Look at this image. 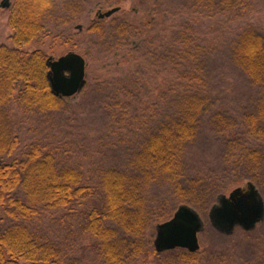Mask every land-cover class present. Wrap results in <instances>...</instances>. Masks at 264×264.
<instances>
[{"label": "rangeland", "instance_id": "1", "mask_svg": "<svg viewBox=\"0 0 264 264\" xmlns=\"http://www.w3.org/2000/svg\"><path fill=\"white\" fill-rule=\"evenodd\" d=\"M11 2L0 6V44L8 46ZM112 7L118 10L98 17ZM41 23L43 32L24 50L54 58L80 53L86 82L57 109L8 103V125L19 140L14 156L23 158L38 145L54 155L58 168L76 169L86 190L66 207L39 204L30 218L0 211V231L23 223L38 243L51 246L56 264H105L99 240L84 226L90 210L104 204L102 172L119 169L139 177L148 219L138 237L142 251L124 264H264V218L230 234L208 218L219 193L245 189L248 181L264 200V82H253L233 53L246 30L260 34L264 44V0H54ZM185 89L197 91L204 107L182 154L176 188L164 176L143 177L132 160L175 115ZM15 194L23 197L21 190ZM180 203L194 207L204 222L191 262L180 259L184 248L153 247L155 225Z\"/></svg>", "mask_w": 264, "mask_h": 264}, {"label": "trees", "instance_id": "2", "mask_svg": "<svg viewBox=\"0 0 264 264\" xmlns=\"http://www.w3.org/2000/svg\"><path fill=\"white\" fill-rule=\"evenodd\" d=\"M53 3L54 0H12L8 15L12 45L0 44V211L14 218L32 217L39 204L66 207L86 190L76 169L58 168L54 155L38 145L32 146L23 158L14 156L19 140L7 121L6 107L11 100L40 111L57 109L64 100L50 91L46 53L41 49L24 50L43 32L41 16ZM233 51L247 76L253 82H264L261 35L254 30L242 32ZM203 107V98L197 91H183L175 115L151 133L133 156V164L143 177L161 175L176 188L180 187L181 157L196 136ZM101 187L104 204L90 210L84 229L99 240V256L105 264H124L143 248L138 237L148 222L144 187L138 176L119 169L104 170ZM17 190L23 192V197L15 194ZM108 221L117 228L107 225ZM194 256L195 252L186 250L179 257L191 262ZM55 257L51 246L38 243L23 223L0 231V264H21V261L56 264Z\"/></svg>", "mask_w": 264, "mask_h": 264}, {"label": "water", "instance_id": "3", "mask_svg": "<svg viewBox=\"0 0 264 264\" xmlns=\"http://www.w3.org/2000/svg\"><path fill=\"white\" fill-rule=\"evenodd\" d=\"M10 0H0L1 7H8ZM118 7H112L98 14L99 18L109 16ZM45 63L46 77L50 91L57 97L73 96L84 87L85 59L76 51H68L57 58L49 55ZM211 225L221 233L230 234L239 226L251 230L264 218V200L254 183L248 181L246 188H233L228 195L219 193L208 210ZM204 222L200 213L187 203H180L172 216L155 225L153 247L162 252L176 247L195 252L199 248L198 233ZM27 264H38L29 262Z\"/></svg>", "mask_w": 264, "mask_h": 264}]
</instances>
